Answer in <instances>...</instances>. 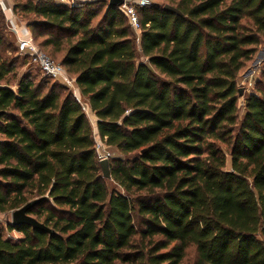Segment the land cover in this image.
Returning <instances> with one entry per match:
<instances>
[{
	"label": "trees",
	"instance_id": "trees-1",
	"mask_svg": "<svg viewBox=\"0 0 264 264\" xmlns=\"http://www.w3.org/2000/svg\"><path fill=\"white\" fill-rule=\"evenodd\" d=\"M7 2L61 54L98 133L72 91L42 93L30 73L12 88L0 7V212L45 197L29 214L54 230L0 222V264H183L189 246L194 264H264L262 81L242 117L238 106L264 0L142 7L139 49L121 7L106 3L95 22L92 2ZM96 135L127 156L109 159L121 190L107 186Z\"/></svg>",
	"mask_w": 264,
	"mask_h": 264
},
{
	"label": "rangeland",
	"instance_id": "rangeland-1",
	"mask_svg": "<svg viewBox=\"0 0 264 264\" xmlns=\"http://www.w3.org/2000/svg\"><path fill=\"white\" fill-rule=\"evenodd\" d=\"M10 3L13 5V3L15 2V0H9ZM21 1H26V0H21ZM60 1V0H57ZM105 2H103V0H65V4L68 5H83L85 3H95L92 8L99 10V15L97 16V18L95 19L96 21H99L105 10H106V3L108 4L110 0H104ZM128 4H132L136 7L138 13L140 12V9L142 7L138 6V0H127ZM167 3V0H152V4H161L164 5ZM140 15V13H139ZM15 23L16 25H26V20L24 17H22L21 12H16L15 14ZM7 18H6V22H7ZM9 24H11V21H9ZM6 44L3 47L2 50V54L4 58H9L11 61L14 62L15 65V72L14 74H11L8 78V80L10 81V83L12 84V88L13 89H17V79L24 73H30L32 75V78L34 79L35 83L37 85H43L42 87V93H46L48 91V88L53 85V86H57L58 87V91L62 94L65 95L66 93L70 92L71 89L66 87L63 83H61V81L58 80H53L50 79L48 77H46L38 68H36L32 63L30 58H28L27 56L21 54L18 51L17 48V41L15 36L9 31V29L6 26ZM135 35H136V42H137V48L139 49V44H140V33L141 31H135L133 30ZM41 39H37V42L40 43ZM264 47V40L262 41V44L259 46L258 51L262 50ZM50 48H44V51H46L49 55H51L53 58H55V60L60 61V55L58 54L56 56H54L51 51ZM257 51V52H258ZM255 70H257L256 72H254ZM70 76L74 77V75L72 73H69ZM239 79H240V84H239V89L243 90V95L240 96L239 102H238V106L240 108V115L241 117L244 115L245 113V109H244V101L246 96L252 92L255 91L258 81H262L260 86L264 87V58L260 59V57H258L257 53L254 55V57L250 60L247 61L244 65V67L241 69L240 73H239ZM81 98V102L84 103V106H86V102L84 97H80ZM86 113H87V109H85ZM88 114L90 116H88ZM87 116L89 118L90 121L94 122V116L89 112L87 113ZM96 133V132H95ZM96 139H99L98 137H96ZM106 147L107 152H110L112 157L118 156V157H127L124 154L120 153L119 151H117L116 149L112 148V147H108L106 145H104ZM107 186L109 188L110 191L113 190H121V188L117 185L116 182H114L112 179H107ZM11 213L12 211H7L5 213H1L0 212V222L3 225H6L7 222H9V220L11 219ZM5 235L9 236H13L14 238H16L17 233L16 232H10L7 233V231L5 232ZM197 258V253H196V249L194 246H189L186 249V256L183 260V264H194Z\"/></svg>",
	"mask_w": 264,
	"mask_h": 264
},
{
	"label": "built area",
	"instance_id": "built-area-1",
	"mask_svg": "<svg viewBox=\"0 0 264 264\" xmlns=\"http://www.w3.org/2000/svg\"><path fill=\"white\" fill-rule=\"evenodd\" d=\"M6 1L7 0H0V7L4 13L9 10ZM60 2L65 3V0H60ZM150 5H152V0H138V6L140 7H147ZM121 9L127 17L132 29L135 31H140L141 23L136 7L132 4H128L126 0L125 4L121 6ZM7 20L8 29L16 38L18 51L21 54L28 56L31 60V63L46 77L61 81V83H63L66 87L70 88L78 100L81 101V92L79 86L77 85L76 78L70 76L65 66L56 61L40 48L38 43L35 41L33 34L26 25H16L14 24L15 21L12 19ZM9 21H11V24H9ZM96 137L99 138L96 139V150L99 159H110L112 155L110 152H107L106 147L104 146L105 143L102 141L99 135H96ZM9 237L14 238L13 236ZM18 238L19 237H16L14 239Z\"/></svg>",
	"mask_w": 264,
	"mask_h": 264
},
{
	"label": "water",
	"instance_id": "water-1",
	"mask_svg": "<svg viewBox=\"0 0 264 264\" xmlns=\"http://www.w3.org/2000/svg\"><path fill=\"white\" fill-rule=\"evenodd\" d=\"M126 0H110L109 4L116 6V7H121L125 4ZM165 10H168L170 12L176 13L178 15H182V12L177 9L176 7L170 5V4H165L164 6ZM239 95H243V90L239 89ZM147 149H143L141 152L145 153ZM101 169H102V175L106 179H112L111 176V170H110V160L108 158L100 159L99 160ZM45 200V197H40L34 200L29 201L22 207L12 211L11 213V219L9 220V223L20 226V225H28L32 227V229H38L42 231H46L50 234L54 233V230L47 227L45 224L41 223L39 220H37L35 217L31 216L29 214V211L43 202Z\"/></svg>",
	"mask_w": 264,
	"mask_h": 264
},
{
	"label": "crops",
	"instance_id": "crops-1",
	"mask_svg": "<svg viewBox=\"0 0 264 264\" xmlns=\"http://www.w3.org/2000/svg\"><path fill=\"white\" fill-rule=\"evenodd\" d=\"M6 3H7V5H8V8H9V10L5 13V16H6V18L7 19H9V20H15L14 18H15V13L13 12V9H12V7H11V5L10 4H8V2L6 1ZM27 26V25H26ZM257 55H258V57H260V59H263L264 58V47H263V49L262 50H259L258 52H257ZM257 70H255L254 72H256ZM85 107V109H87V113H91L93 116H94V122L95 123H93L92 121H90L91 122V124L93 125V127H94V129H95V132L96 133H98V129H97V117L95 116V114L91 111V109H90V106H89V104L88 103H86V106H84ZM88 116H90L89 114H88ZM107 146V145H106ZM7 231V233H9L10 234V232H12V231H8L7 229H5L4 230V236L5 237H8L7 235H5V232ZM17 233V237H19V238H22L23 237V234H21V233H18V232H16Z\"/></svg>",
	"mask_w": 264,
	"mask_h": 264
}]
</instances>
